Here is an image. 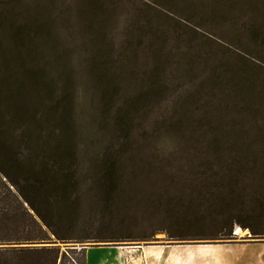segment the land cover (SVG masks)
Instances as JSON below:
<instances>
[{
    "label": "rangeland",
    "instance_id": "obj_1",
    "mask_svg": "<svg viewBox=\"0 0 264 264\" xmlns=\"http://www.w3.org/2000/svg\"><path fill=\"white\" fill-rule=\"evenodd\" d=\"M17 1L20 13L0 12V56L5 51L9 60H20L12 76L21 86L6 91L1 113L21 108L13 115L21 119V139L17 132L8 144L11 154L21 155V169H193L212 156L199 150L198 140L205 138L197 130L194 101L212 73L199 58L209 50L205 45L212 48L209 25L200 23L208 12H200L199 3L208 0ZM4 71L0 60V76ZM87 220L81 216V229ZM76 231L70 232L74 238ZM133 234L146 235L143 228ZM236 235V243L220 246H235L243 261L264 247L244 240L241 230ZM96 245L57 246L66 254L62 264H84L81 246ZM208 245L158 235L120 246ZM224 256L216 261L231 264L233 256Z\"/></svg>",
    "mask_w": 264,
    "mask_h": 264
},
{
    "label": "trees",
    "instance_id": "obj_2",
    "mask_svg": "<svg viewBox=\"0 0 264 264\" xmlns=\"http://www.w3.org/2000/svg\"><path fill=\"white\" fill-rule=\"evenodd\" d=\"M17 6V0H0V12L7 7L18 14ZM199 7L208 12L200 23L209 25L212 45L199 58L212 73L194 101L205 138L199 150L212 156L193 169H21V155L8 147L17 132L21 139V119L13 117L21 108L1 113L6 91L21 86L12 76L21 62L3 52L0 264H62L60 244L121 247L158 235L216 246L236 243L241 230L244 240L264 243V0H208ZM82 215L88 220L81 229ZM139 228L145 236L133 234Z\"/></svg>",
    "mask_w": 264,
    "mask_h": 264
},
{
    "label": "crops",
    "instance_id": "obj_3",
    "mask_svg": "<svg viewBox=\"0 0 264 264\" xmlns=\"http://www.w3.org/2000/svg\"><path fill=\"white\" fill-rule=\"evenodd\" d=\"M200 247L150 246L131 249L121 247H89L85 250V264H227V262L221 261L203 262L195 259L187 261L185 253H183L185 252L184 250ZM210 247L225 249L227 255L233 256L230 257L231 264H264V257L259 255L261 251H264V247L260 249L256 248L258 255L248 261H243L244 258L237 255L240 252H237L238 250L235 246L216 245ZM207 260L210 261L211 259Z\"/></svg>",
    "mask_w": 264,
    "mask_h": 264
},
{
    "label": "bare ground",
    "instance_id": "obj_4",
    "mask_svg": "<svg viewBox=\"0 0 264 264\" xmlns=\"http://www.w3.org/2000/svg\"><path fill=\"white\" fill-rule=\"evenodd\" d=\"M209 246V245H208ZM212 246V245H211ZM193 247H200V246H193ZM185 256L190 259L195 260H207L211 259L216 261L222 258L226 254V250L221 247H204L201 246L200 248L196 249H185Z\"/></svg>",
    "mask_w": 264,
    "mask_h": 264
}]
</instances>
